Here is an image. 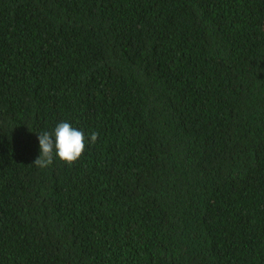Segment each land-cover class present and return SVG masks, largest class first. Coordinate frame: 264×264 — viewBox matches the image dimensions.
I'll return each mask as SVG.
<instances>
[{
	"label": "trees",
	"instance_id": "16d2710c",
	"mask_svg": "<svg viewBox=\"0 0 264 264\" xmlns=\"http://www.w3.org/2000/svg\"><path fill=\"white\" fill-rule=\"evenodd\" d=\"M0 264H264V0H0Z\"/></svg>",
	"mask_w": 264,
	"mask_h": 264
},
{
	"label": "clouds",
	"instance_id": "9594fccd",
	"mask_svg": "<svg viewBox=\"0 0 264 264\" xmlns=\"http://www.w3.org/2000/svg\"><path fill=\"white\" fill-rule=\"evenodd\" d=\"M98 133L92 132L90 141L94 143ZM39 154L33 160L38 168L49 167L54 156L66 163L76 161L85 149V135L82 131L73 128L69 123L61 121L53 132L43 131L37 134Z\"/></svg>",
	"mask_w": 264,
	"mask_h": 264
}]
</instances>
